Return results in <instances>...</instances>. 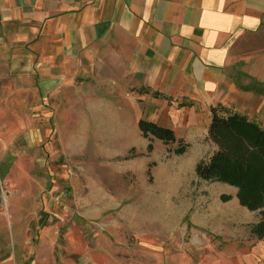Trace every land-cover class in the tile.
Instances as JSON below:
<instances>
[{"label":"crops","instance_id":"1","mask_svg":"<svg viewBox=\"0 0 264 264\" xmlns=\"http://www.w3.org/2000/svg\"><path fill=\"white\" fill-rule=\"evenodd\" d=\"M29 96L32 108L47 98L58 125L75 127L72 143L96 123L107 162L132 147L146 151L139 117L170 126L187 147L207 143V155L215 102L264 127V0H0L1 128L14 113L15 126H23ZM138 168L125 158L110 166L106 184H75L64 200L75 209L56 210L43 222L22 224L11 203L0 207V264H148L147 248L155 264H264V237L249 238L251 223L242 230L201 227L166 242L138 235L141 257L130 261L122 254L127 244L96 229L102 208L95 205L125 201V192L102 187H123L126 170ZM227 185L235 196L236 187ZM222 211L216 206L210 213Z\"/></svg>","mask_w":264,"mask_h":264},{"label":"rangeland","instance_id":"2","mask_svg":"<svg viewBox=\"0 0 264 264\" xmlns=\"http://www.w3.org/2000/svg\"><path fill=\"white\" fill-rule=\"evenodd\" d=\"M33 99L26 98L23 126H15V113L7 116L9 123L4 127H8L0 126V207L8 208L11 203L17 211L14 214L16 220L22 224L49 220L56 210H74L64 203L73 197L72 186L77 183L84 186L87 180L106 184L111 174L110 166L129 157L140 168L136 172L126 170L124 177L128 183L123 187H102L112 194L125 192L123 199L126 200L95 205L102 208L96 216L95 227L110 230L118 243L127 244V251L122 254L134 263L141 257L138 235L146 239L157 236L166 242L170 236L185 239L193 229L201 227L204 230L215 226L225 231L231 227L242 230L256 216V210L238 204L230 185L196 176L194 165L209 149L207 143L191 145L183 153L176 154L167 151L162 142L154 141L150 151L146 148V151H135L132 147L126 156H112L107 162L100 153L103 141L98 138L96 123L89 122L82 138L72 143L68 133L75 127L64 125V120L58 125L48 109L47 98L40 108L31 107ZM60 112L64 117L65 112ZM147 156L150 157L148 161ZM132 181L140 184L132 185ZM99 190L93 189L95 195ZM77 191L85 193L88 190L80 188ZM134 191L141 192L139 201H133L131 194ZM222 193L229 197L222 199ZM62 204L63 207H58ZM216 206L222 207L223 211L210 213ZM82 207L87 206H79V210L83 211ZM247 226L249 228V224ZM35 229L33 227L32 231ZM20 231H24V227L21 226ZM248 236L255 237L251 232ZM149 250H146L147 262L155 264Z\"/></svg>","mask_w":264,"mask_h":264},{"label":"trees","instance_id":"3","mask_svg":"<svg viewBox=\"0 0 264 264\" xmlns=\"http://www.w3.org/2000/svg\"><path fill=\"white\" fill-rule=\"evenodd\" d=\"M138 90L157 94L156 90L145 86ZM209 108L206 137L214 147L195 163L196 176L234 185L238 202L259 213L258 219L249 226L251 234L258 239L264 237V127L221 102H215ZM137 125L141 135L148 140L147 151L152 149L153 137L161 140L167 151L176 154L182 153L188 145L168 125L144 117L138 118ZM228 197L226 193L221 194L222 199Z\"/></svg>","mask_w":264,"mask_h":264}]
</instances>
